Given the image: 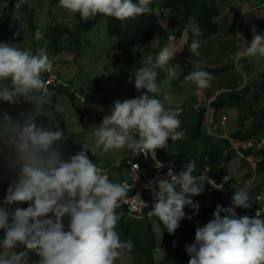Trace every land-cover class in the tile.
I'll list each match as a JSON object with an SVG mask.
<instances>
[{"label": "clouds", "instance_id": "clouds-1", "mask_svg": "<svg viewBox=\"0 0 264 264\" xmlns=\"http://www.w3.org/2000/svg\"><path fill=\"white\" fill-rule=\"evenodd\" d=\"M150 2L59 0V6L79 13L84 20L98 14L125 20L149 13ZM252 31L247 46L244 37L237 34L244 43L239 55L264 58V32ZM193 32L200 35L198 27ZM42 35L37 31L35 38L39 40ZM199 47L200 42L193 40L191 53L198 54ZM175 54L170 46H164L155 57L148 54L131 72L128 82L133 83L134 77V88L141 94L116 100L102 122L91 127L98 147L103 146L105 152L126 147L134 154L147 157L151 153L155 158L156 150L166 149L169 139L183 138L184 132L177 131L181 125L179 112L164 107L157 83V69L168 65ZM50 67L45 49L34 54L0 42V102L14 104L25 98L33 105L31 112L15 118L0 112V159L15 173L0 201V264H114L120 250L133 248L131 239L121 240L116 231L120 216L115 209L127 188L101 174L86 155L87 145L66 158L61 146L66 136L59 124L49 118L36 122L43 100L39 93L45 89L40 74ZM211 79V73L204 70L185 76V81L194 82L200 89L208 88ZM5 80L10 84L2 83ZM98 110L104 111L102 107ZM234 143L233 148L240 147ZM195 169V161H189L178 174L169 169L165 178L144 186L153 198L148 215L157 218L169 234L181 220H191L199 212V203L191 197L201 194L206 184L203 177L193 175ZM250 183L244 182V187L235 190L231 206L218 204L213 218L196 226L194 242L186 245L188 264H264V218L259 210L254 218L236 212V208L251 207L247 191ZM207 185L223 190V184L214 180ZM21 202L28 206L20 207ZM185 207L193 210L192 215H186ZM153 225L159 230L157 221ZM20 245L23 250L17 251ZM30 253L39 259H30Z\"/></svg>", "mask_w": 264, "mask_h": 264}, {"label": "rangeland", "instance_id": "rangeland-1", "mask_svg": "<svg viewBox=\"0 0 264 264\" xmlns=\"http://www.w3.org/2000/svg\"><path fill=\"white\" fill-rule=\"evenodd\" d=\"M215 1L218 3L221 16L227 15V18H229L230 28L226 27L221 33L211 38L199 39L193 32L197 28L196 21L193 18L189 31L184 30L179 37H171L165 45L170 46L176 52L168 65L163 69H158L160 72L157 70V83L161 86L159 99L166 109L172 111L178 108L186 109L191 106L194 96H198L199 99L203 100L209 95L210 100H213L220 92L233 88L235 71H237L240 80L238 88L247 83L252 85L246 97L249 99V103L254 105L253 96L258 90L255 85L264 80V58L259 56L241 57L239 54L243 51L244 43L237 34L244 37L247 46L252 40L253 28L257 33L264 32V0ZM7 6L8 0H0V29ZM9 13V23L11 25L8 27V39L5 41L0 36V42L8 43L21 50H31L34 54L41 48L45 49L49 59L55 62V74L68 86L78 88L91 83V81H96L101 85L100 89L95 91L94 98L91 100L85 99L86 96L84 97L78 93L80 96L77 97L81 101L80 111L73 107L72 101L66 94L48 91L42 95L43 100L39 113L41 117H38L36 122L47 121L49 118L60 125L66 136V139L61 142L62 151L66 158L79 152L82 145H87L86 155L92 162L101 165L110 175L126 177V171L124 169L119 170L118 166L122 159L127 158L130 150L125 147L105 152L103 146L98 147L95 144L91 127L93 125L98 126L102 122L103 116L108 114L109 108L116 100L123 101L141 94L134 88V77L133 83L128 82L129 75L140 66L143 58H146L148 54L155 57L162 48H159L158 52H147L140 48L136 49L131 55L120 56V52L114 50L118 40L116 37L107 35V17L101 16L97 24L81 38L80 49L72 42V39L62 35L60 37V48L57 50L50 44L51 40L47 35L48 27L56 24L55 19H59V21L69 26H74L79 22L76 13L60 7L58 0H21L14 4ZM161 13H166V10L162 9ZM30 14H32V22L37 27V31L43 34L34 46L30 39ZM216 19L219 21L220 17ZM166 22L167 18L162 20L163 24ZM17 33L19 34L17 35ZM193 40L200 42V47L197 49L198 54H192L190 51ZM157 43L158 41L153 40L149 45L156 46ZM223 45H226L228 49L221 50ZM220 59L222 60L221 64L230 65L231 68L220 73L209 72L213 79L209 81L210 86L208 88L200 89L194 82L185 81V76L189 72L203 70L205 66L213 65ZM144 91L146 90H141V92ZM52 102L61 115V124L57 122L56 115L50 107ZM249 103L247 106H249ZM255 105L263 106L264 100ZM100 107L104 109L103 112L98 110ZM32 110L31 101L25 98H21L14 104L6 102L4 107H0V112H7L13 118L17 117L19 113H28ZM225 113L226 120L223 125H220L221 121L219 119V124L217 122L215 126L210 124L209 132L225 137L237 128V111L226 109ZM205 117L207 120L208 114ZM219 128L222 129L221 132L217 131ZM261 134L264 136V132ZM237 143H234V145H237ZM262 143H264V140H261L254 148L262 147ZM171 153L169 152L168 155L173 154ZM242 156V153L237 150L229 153L222 164L224 174L234 178H244L247 173H252L256 166L255 162L251 158L244 159ZM0 170L4 172L3 176H0V201H2L9 183L15 178V173L3 159H0ZM262 180H264V174L259 175L257 179L250 176L246 182L251 181L250 184L254 183L253 185H255ZM19 206L26 208L28 203L21 202ZM153 229L160 238L161 231L157 230L156 227ZM176 231L187 233L190 228H185L183 223L180 222ZM175 237H177V234H175ZM23 247L20 245L16 250H23ZM174 249V247L167 246L159 247L155 250L154 258L159 261L168 256L164 261L170 264V257L173 255ZM120 251L121 255L114 261V264H132L130 254L124 250ZM30 259L38 260L39 257L34 253H30Z\"/></svg>", "mask_w": 264, "mask_h": 264}, {"label": "trees", "instance_id": "trees-1", "mask_svg": "<svg viewBox=\"0 0 264 264\" xmlns=\"http://www.w3.org/2000/svg\"><path fill=\"white\" fill-rule=\"evenodd\" d=\"M18 1L21 0H8V6L4 11V20L0 29V36L5 41L8 39V27L11 25L9 23V12ZM149 7L151 9L149 13L139 15L135 18L119 20L106 16V33L109 36L117 38L118 41L114 50H118L120 56L131 55L136 49L140 48L147 52H158L159 48H163L171 37H179L184 30L189 31L193 18L200 30L199 39L211 38L221 33L226 27L230 28L228 24L229 18H227V15L221 16L220 8L215 0H151ZM162 9H165L166 13H161ZM76 15L79 18V22L74 26H69L59 21V19H55L56 24L48 27L47 35L54 49L58 50L60 48V37L62 35L72 39V42L80 49L81 38L97 24L101 16H104L98 14L84 20L81 19L79 13H76ZM162 17L163 19L167 18L165 24L162 23ZM217 17H220L219 21L216 19ZM29 25L31 27L30 39L34 46L37 41L35 38L37 27L32 22V14L29 15ZM153 40L158 41L156 46L149 45ZM226 49H228L226 45L221 46V50ZM49 60L52 61L54 67L55 62L52 59ZM220 60L213 65L205 66L203 70L220 73L231 68L230 65L221 64L222 60ZM158 71L160 72V70ZM40 75L41 79L45 81L47 77L46 70L41 72ZM238 78V73L235 71L233 88L220 92L213 100H210L211 97L209 95L203 100L199 99L198 96H194V101L190 107L176 109L175 111L180 110L178 118L181 121L180 128L177 131L182 130L184 136L179 140L169 139L166 149H157L158 157L173 159L178 165V173L189 161H195L196 169L193 175L208 168L207 173L209 175L220 177L224 173L222 171L223 160L229 153L237 150L242 153L244 159L251 158L256 166L252 171L253 174L247 173L244 175V178L232 177L233 179L241 180L244 184L250 176H254L257 179L259 175L264 174V143L262 147L258 149L254 148L256 144L264 140V136L261 134L264 132V105H255L261 100H264V80L255 85L258 90L254 93V105H252L246 97L252 85L247 83L243 87L238 88L240 85ZM2 83L10 84V80L2 81ZM100 87L101 85L96 81H91V83L79 86L78 88L68 86L61 81L60 83L56 82L49 85V91L57 94H66L72 101L73 107L77 111H80L79 105L81 101L78 99L77 94L79 93L84 97L86 96L85 99L91 100L94 98L95 91H98ZM39 94L43 95L44 93L41 92ZM209 100V107H207L206 105ZM248 103L249 106H247ZM5 104L6 102H0V107H4ZM50 107L56 115L57 122L61 124V115L55 109L53 102L50 104ZM226 109H234L237 111V128L229 136L214 135L212 132H209V126L210 124L215 126L216 122L219 124L220 116L222 114L226 115ZM207 114L208 118L206 120L205 116ZM217 131L221 132L222 129L219 128ZM232 142H250L254 146H240L235 149L232 147ZM169 152L173 154L168 155ZM125 159H122L118 166L119 170L124 167ZM3 173L0 170V176H3ZM120 177L122 176L111 175V181L120 183ZM203 182L206 184V181ZM253 184L247 189L251 201L250 208H261L264 206V180L255 185ZM205 189L206 185L201 194L191 197V199L204 196ZM258 196H260L259 199L257 198ZM212 213L204 212L199 217L191 220H181L180 222L183 223L185 228H190V231L187 233L182 231L177 232L175 230L174 233L169 234L166 227L155 217L143 219L120 217L116 231L120 235L121 240L131 239L133 243L131 251L124 250L130 254L132 264H168L164 261L168 256L159 261L154 258L155 250L162 246L175 248L173 255L170 257V264H188L190 256L186 252V245L194 242L196 226H202L211 220L213 218ZM261 215L264 218V211ZM153 221H157L158 229L162 233L160 238L154 232ZM175 234H177V237H175ZM0 236H3L2 231H0Z\"/></svg>", "mask_w": 264, "mask_h": 264}, {"label": "built area", "instance_id": "built-area-1", "mask_svg": "<svg viewBox=\"0 0 264 264\" xmlns=\"http://www.w3.org/2000/svg\"><path fill=\"white\" fill-rule=\"evenodd\" d=\"M53 63L51 61V67L46 70L47 77L44 81L45 89L42 93H47L49 91V85L54 83H60L61 80L57 77L53 70ZM79 97L80 95L77 94ZM81 98V97H80ZM209 102L207 107H209ZM180 110H177L179 112ZM226 120V115L222 114L220 116L221 124ZM138 138V137H137ZM254 146L252 143H238L237 146ZM160 164L162 167H160ZM138 165V167H137ZM97 168L100 170L101 174L107 175L111 181V175L107 172L101 165L97 164ZM126 171V177H120V183L125 184L127 191L123 198L118 201L117 207L115 209L116 213L120 217H131L135 219L152 218L148 215L149 210L153 203L152 193L144 186L149 181H157L159 179L165 178L169 169L175 171L178 174V165L174 160L161 159L157 156V150L155 158L152 157L151 153L147 157L143 153L134 154L132 151L129 153L124 161V167L122 168ZM208 168L202 170L198 174L194 175L197 177H203L206 181V189L204 196L196 197L193 202L199 203L198 214L192 216V218L199 217L204 212H214L216 206L219 204L223 207L231 206V198L235 190H239L245 185L240 180H235L231 176L225 174L220 177H213L209 175ZM228 177L225 181L224 178ZM210 180H214L217 184H223V190H217L211 185H207ZM112 182V181H111ZM258 199L260 196L257 197ZM147 206H145V204ZM262 213L264 211V206L256 208H236V212L240 216L247 215L250 218H254L257 211ZM186 215H192V209L190 207H185L184 209ZM142 217V218H138ZM186 219V218H185ZM184 220V219H183Z\"/></svg>", "mask_w": 264, "mask_h": 264}, {"label": "crops", "instance_id": "crops-1", "mask_svg": "<svg viewBox=\"0 0 264 264\" xmlns=\"http://www.w3.org/2000/svg\"><path fill=\"white\" fill-rule=\"evenodd\" d=\"M123 170V169H122Z\"/></svg>", "mask_w": 264, "mask_h": 264}]
</instances>
